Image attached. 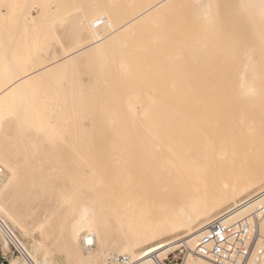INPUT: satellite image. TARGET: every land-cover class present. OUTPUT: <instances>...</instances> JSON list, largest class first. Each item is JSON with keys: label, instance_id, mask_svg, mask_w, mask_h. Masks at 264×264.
Listing matches in <instances>:
<instances>
[{"label": "bare ground", "instance_id": "bare-ground-1", "mask_svg": "<svg viewBox=\"0 0 264 264\" xmlns=\"http://www.w3.org/2000/svg\"><path fill=\"white\" fill-rule=\"evenodd\" d=\"M170 1L145 0L141 9L138 7L131 12L128 9L129 16L124 20L118 17L121 23L116 19V13L118 15L122 9L113 7L111 10H118L116 13L102 10L104 13L99 11L98 17L78 19L77 28L87 39L77 46L65 48V58L74 57L78 61L79 54L106 43L114 36L134 33L154 10L164 4L170 5ZM193 1L192 15L199 20L198 28L193 26V19V32L188 30L191 26H186L187 21L184 26L189 33L181 30L176 34L177 41L167 37L166 42H171L167 50L163 45L156 47L161 59L170 54L172 59L169 60L175 63L170 71L177 74L174 69L187 67V75L179 81L172 78L169 84L158 89L162 95L154 101L155 118L152 114L148 116L146 132L142 133L140 128L132 129L134 124L129 123L132 127L127 131L128 156H134L128 157L124 165L117 164L109 171L95 167V173L89 176L98 179L97 184L101 188L102 178L109 173L112 177L109 196H100L101 199L96 201L87 192L69 205L57 201L54 209L46 215L50 224L57 218L63 219L62 249L67 264H114L112 260L119 255L130 256L135 264H153L150 254L162 260L169 253H175V258H178L177 252L181 254L183 251L187 253L182 264H215L191 253L195 250L200 227L223 215H226L227 223H234L251 216L260 205L264 206V186L243 200H237L264 181V52L251 46L240 51L232 48V37L213 32L219 25L218 29L222 27L212 17L215 14L213 1ZM252 9L257 11L254 7ZM38 11L40 16L37 17L29 5L23 4L17 12L21 27L33 30L40 25L47 17V8L38 7ZM121 15L123 12L118 16ZM206 23L209 28L211 24L212 29L209 30ZM261 38L264 47V34ZM200 54L207 68L195 77L191 71ZM86 55L92 57L90 52ZM218 57L221 68L216 73L214 63ZM25 58V61L14 63L12 77L0 86V107L4 103L2 101L14 92L25 90L29 78L59 62L54 59L49 63L41 52L25 54ZM183 58L184 61L185 58L190 59L187 61L190 65H181ZM176 63L183 68L180 65L176 68ZM169 69L167 73H170ZM155 94L159 93L155 91ZM138 104L143 107L146 102ZM137 107L128 111L133 114ZM49 110L54 111L53 106ZM95 127L96 122L86 134L94 131ZM0 166L6 170L0 189V246L8 255L6 264H56L47 235L44 241L38 240L28 248L19 233L9 225L8 219L15 216L11 201L19 168L13 156L5 151H0ZM152 214L156 216L153 220L150 218ZM140 220L143 221L140 228L138 226L130 232L123 230L129 222ZM114 223L120 226L118 230L121 228V231L113 233L110 227ZM259 232L264 234V221ZM180 233L183 236L179 237ZM162 239L167 240L152 246ZM14 248L22 259L12 255Z\"/></svg>", "mask_w": 264, "mask_h": 264}, {"label": "rangeland", "instance_id": "rangeland-1", "mask_svg": "<svg viewBox=\"0 0 264 264\" xmlns=\"http://www.w3.org/2000/svg\"><path fill=\"white\" fill-rule=\"evenodd\" d=\"M212 1L215 11L212 17L218 25L222 24L221 29L216 24L217 29L212 30L215 34L219 32L232 37V48L238 51L251 46L256 51L262 49L264 52L261 44L264 0ZM194 3L193 0H171L170 5L164 4L154 10L134 33L114 36L106 43L79 54L76 58L78 61H75L74 57L65 58V48L77 46L87 39L77 28L78 19L98 17L97 14L102 10L111 14L122 9V17L118 16V11L115 18L124 20L129 16L128 9L130 12L138 7L141 9L145 0H0V86L12 77L14 63L26 60L25 54L41 52L49 63L54 59L59 60L49 69L29 78V87L14 92L10 98L2 101L4 103L0 107V151L13 156L19 168L11 201L15 216L8 222L28 248L48 236L56 264H67L62 249L63 219L57 218L50 224L46 215L54 209L57 201L69 205L87 192L96 201L101 199L100 196H109L112 181L109 173L102 178L104 183L101 188L97 184L99 180L89 176L95 173V167L109 171L117 164L124 165L128 157L134 156H128L127 131L132 127L129 123L133 122L132 129L140 128L142 133L146 132L148 116L152 114L155 118L154 101L162 95L158 89L169 84L172 78L179 81L187 75V67L183 69L185 72L180 68L174 69L180 78L170 71L175 64L171 62L170 54L165 55L167 60L161 59L156 47L163 45L168 49L171 42H166L167 37L177 41L176 34L181 30L184 33L186 26L190 27L193 22V26H197L199 20L192 15ZM23 4L29 5L37 17L40 16L38 7L47 8L46 19L33 30H27L19 23L17 12ZM112 7L118 10L115 12L111 10ZM188 16L191 17V23ZM187 31L185 33H189ZM233 37H236L234 41ZM87 52L92 57L86 55ZM186 58L185 61L182 59L181 65H190L187 62L190 59ZM198 58L191 71L195 77L207 68L203 55L200 54ZM216 61L214 64L218 73V68H221L219 57ZM179 65L176 63V68ZM168 69L170 73L166 72ZM171 72L174 75H168ZM155 91L159 93L157 96ZM140 102H146L145 106L139 107ZM136 105L138 107L131 114L128 110L132 111ZM50 106H53L54 111L49 110ZM94 122V131L86 134ZM132 135L134 137L135 133ZM137 147L133 149L134 154ZM262 186L264 181L240 195L238 202ZM150 216L152 220L156 218L153 214ZM129 224L124 225L123 230L130 232L138 226L140 228L143 221ZM119 227L114 223L110 229L115 233L121 231ZM181 236L182 233L179 234ZM167 239L156 241L152 246H158ZM12 250L15 258L22 259L18 250ZM8 259L0 246V264H6Z\"/></svg>", "mask_w": 264, "mask_h": 264}, {"label": "built area", "instance_id": "built-area-1", "mask_svg": "<svg viewBox=\"0 0 264 264\" xmlns=\"http://www.w3.org/2000/svg\"><path fill=\"white\" fill-rule=\"evenodd\" d=\"M4 180L5 170L0 166V189ZM225 216H218L200 227L195 250L191 253L215 264H264V234L259 232L264 221V206L260 205L251 216L234 223H227ZM186 253L177 252L178 258L175 253H169L162 260L154 254L148 256L153 264H182ZM112 261L114 264H135L128 255L116 256Z\"/></svg>", "mask_w": 264, "mask_h": 264}, {"label": "snow or ice", "instance_id": "snow-or-ice-1", "mask_svg": "<svg viewBox=\"0 0 264 264\" xmlns=\"http://www.w3.org/2000/svg\"><path fill=\"white\" fill-rule=\"evenodd\" d=\"M11 171V170H10ZM14 174V173H13Z\"/></svg>", "mask_w": 264, "mask_h": 264}]
</instances>
